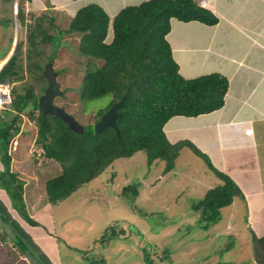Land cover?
<instances>
[{
	"label": "rangeland",
	"instance_id": "obj_1",
	"mask_svg": "<svg viewBox=\"0 0 264 264\" xmlns=\"http://www.w3.org/2000/svg\"><path fill=\"white\" fill-rule=\"evenodd\" d=\"M143 1L0 0V53L12 40L7 55L0 58V70L17 43L22 44L21 59L25 66L22 81H9L12 91L19 92L29 83L40 98L45 80L34 76L29 69L30 43L27 34L30 27H35L38 16L52 17V21L46 17L43 19L52 38L39 40L35 58L46 67L50 57L54 56L53 65L59 72L57 80L61 89H65L64 94L55 96V104L63 107L81 124L94 126L98 120L97 112L109 104L112 95L105 94L83 102L80 98L82 78L87 65L100 66L103 60L82 55L79 50L81 35L73 32L64 34V29L68 28L76 11L86 4H99L114 16L122 8ZM20 9L24 11V21L18 14ZM13 117L11 110L0 112V181H3L1 173L5 170L2 160L3 131ZM21 126L15 136L19 145L16 151H12L17 170L13 169L14 163L11 170L19 172L17 176L24 180L20 183H24L25 198L31 202L62 168L57 161L44 157L42 150L36 146V120L24 114ZM182 146L175 160L176 168L171 172L164 171L165 161L162 160L149 165L143 150L115 160L72 196L60 201L59 205H52L48 211L53 215L46 213L39 218L38 230L28 228V231L43 233L39 242L48 257L49 253L55 256L59 264H147L145 249L150 250L152 260L162 261L161 264H258L253 260L252 245L254 237L264 234V212L261 209L248 211L244 201L236 197L231 205L222 208L221 219L205 229L200 222V213L192 209V203L202 199L207 189L222 180L191 147ZM154 177L159 178L156 185L152 184ZM2 181L0 187L5 186ZM128 184L138 185L139 195L133 201L124 199L121 194L123 186ZM115 220L119 221L118 227H122L125 234L102 242L101 236L107 227L115 224ZM44 232L50 233H47L50 240L46 239ZM105 234L108 238L109 232ZM6 249L16 258L15 263L25 261L11 242ZM165 249H169L170 256L160 260Z\"/></svg>",
	"mask_w": 264,
	"mask_h": 264
},
{
	"label": "trees",
	"instance_id": "obj_2",
	"mask_svg": "<svg viewBox=\"0 0 264 264\" xmlns=\"http://www.w3.org/2000/svg\"><path fill=\"white\" fill-rule=\"evenodd\" d=\"M18 14L21 21H24L23 9ZM45 17L53 20L47 15L38 16L35 27H30L27 34L30 43L29 69L34 76L45 80L41 94L48 81L44 74L45 65L35 58V54L38 52L40 39L52 38L43 24ZM172 18L187 22L198 20L209 25L218 22V16L211 9L199 5L197 0H145L122 8L114 16L99 4H86L76 11L68 28L64 29V34L73 32L81 35L79 50L82 55L103 60L100 66L87 65L80 94L83 102L105 94L112 95L109 104L97 112V119L128 94L116 119L119 132L113 127L96 132L93 124L83 125L72 115L74 126L58 115H44L38 110L39 99L32 84H25L19 92L13 90V103L6 110L13 111L14 117L3 131L5 143H2V160L5 170L1 173L2 182L9 191L14 206L31 224L38 222L26 211L24 183H20L24 180L11 170V144L21 130L24 114L36 120V146L42 150L44 157L56 160L62 168L58 175L46 182L48 202L52 204H58L72 196L73 192L97 178L116 159L130 157L139 150L146 152L149 165L157 159L165 161L164 171L168 172L175 167V160L184 144L204 159L222 180L207 189L202 199L192 203V209L200 213V222L205 229L221 219L222 208L231 205L236 197L245 199L239 185L228 174L215 167L209 156L193 142L184 140L171 143L165 134L164 125L173 116H197L221 108L229 88L228 78L218 72L192 78H186L180 73L179 64L167 38ZM110 34L111 39L108 40ZM11 41L0 53V58L7 55ZM21 50L22 44L17 43L14 52L0 70V81L15 83L24 79L25 66ZM53 60L54 56H51L49 61L53 63ZM62 91L64 94L65 89ZM5 175L7 176L4 178ZM121 194L126 200H135L139 195L138 185L123 186ZM0 214L11 225L18 240H12L4 230L0 232V238L14 244L25 258L19 264H31L25 255L26 250L31 251L41 264H53L29 233L12 218L1 200ZM118 222L115 220V224L106 228L105 233L109 232V237L104 233L100 239L102 242L125 234L122 227L119 229ZM21 242L25 248L20 245ZM252 249L253 260L264 264V234L254 237ZM145 250L144 259L147 264L162 263L152 260L150 250ZM156 251L157 249L154 250ZM163 252L160 260L170 256L169 249ZM15 259L9 253L7 259L0 264H18L14 262Z\"/></svg>",
	"mask_w": 264,
	"mask_h": 264
},
{
	"label": "crops",
	"instance_id": "obj_3",
	"mask_svg": "<svg viewBox=\"0 0 264 264\" xmlns=\"http://www.w3.org/2000/svg\"><path fill=\"white\" fill-rule=\"evenodd\" d=\"M209 9L218 16L217 23L209 25L198 20L187 22L172 18L167 38L184 77L218 72L228 78L225 103L209 113L173 116L165 123L164 131L171 143L193 142L215 167L239 185L248 211L261 209L264 212V0H212ZM158 160L161 159L155 161ZM15 161L12 158L11 167L14 163L13 169L17 170ZM153 179L152 184L156 185L159 178ZM23 197L25 201V195ZM0 200L25 230L40 228L17 210L3 185ZM48 201L45 186L31 202L26 199L28 215L39 222V218L51 212L48 210L52 205H59ZM249 217L253 219L252 215ZM28 233L47 255L39 242L43 233ZM47 233L44 232V236L50 240ZM7 244L0 238L2 263L10 253ZM49 255L53 264H59V259Z\"/></svg>",
	"mask_w": 264,
	"mask_h": 264
},
{
	"label": "water",
	"instance_id": "obj_4",
	"mask_svg": "<svg viewBox=\"0 0 264 264\" xmlns=\"http://www.w3.org/2000/svg\"><path fill=\"white\" fill-rule=\"evenodd\" d=\"M44 74L48 80V85L43 94L39 98V110L45 115L48 113L55 114L69 122L70 125L74 126L75 122L73 117L61 106L55 104L54 98L56 95L62 94V89L59 81L57 80V72L54 68L52 62L47 63L45 67ZM128 98L126 94L119 101L114 103L101 118L95 122L94 128L96 132H99L106 127L116 128L119 132V127L117 125L116 119L119 115V109L123 106L125 100ZM0 226L9 235V237L17 241V235L12 229L11 225L1 216L0 214ZM20 245L25 248L24 244L21 242ZM25 255L28 257L31 264H41V262L36 258L31 251L26 250Z\"/></svg>",
	"mask_w": 264,
	"mask_h": 264
},
{
	"label": "built area",
	"instance_id": "obj_5",
	"mask_svg": "<svg viewBox=\"0 0 264 264\" xmlns=\"http://www.w3.org/2000/svg\"><path fill=\"white\" fill-rule=\"evenodd\" d=\"M199 5L203 7H209L212 0H197ZM14 95L12 91V86L7 81H0V109H6L11 106L13 103ZM19 144V140L15 138L12 143L13 150L16 149V147Z\"/></svg>",
	"mask_w": 264,
	"mask_h": 264
},
{
	"label": "clouds",
	"instance_id": "obj_6",
	"mask_svg": "<svg viewBox=\"0 0 264 264\" xmlns=\"http://www.w3.org/2000/svg\"><path fill=\"white\" fill-rule=\"evenodd\" d=\"M198 2V1H197ZM205 8H209V7H205Z\"/></svg>",
	"mask_w": 264,
	"mask_h": 264
}]
</instances>
